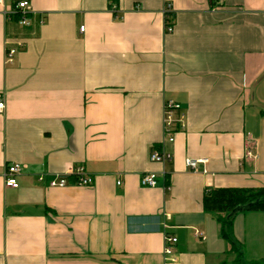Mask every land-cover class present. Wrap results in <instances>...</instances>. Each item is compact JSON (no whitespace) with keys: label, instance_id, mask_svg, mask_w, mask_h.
<instances>
[{"label":"crops","instance_id":"1","mask_svg":"<svg viewBox=\"0 0 264 264\" xmlns=\"http://www.w3.org/2000/svg\"><path fill=\"white\" fill-rule=\"evenodd\" d=\"M0 94V264H166V235L177 264L264 262V213L236 214L237 261L204 209L207 188H264V0H4ZM168 100L186 115L173 144ZM78 168L92 185L50 187Z\"/></svg>","mask_w":264,"mask_h":264},{"label":"built area","instance_id":"2","mask_svg":"<svg viewBox=\"0 0 264 264\" xmlns=\"http://www.w3.org/2000/svg\"><path fill=\"white\" fill-rule=\"evenodd\" d=\"M4 0H0L2 3ZM113 10H117V6H113ZM167 11H170V7H167ZM32 12V7L30 2L22 1L19 2L14 8L13 16L19 17V23L23 26H30L31 22L29 15ZM85 27H81V32H84ZM173 31L172 24L166 25V32L171 33ZM23 44H18L17 48H8L6 53V61L11 63L13 58L19 51V47H22ZM6 108V103L4 98L0 94V115L4 114ZM181 105L173 100L166 101L164 105V134L165 140L169 144H173L176 140V134L181 131L186 130V115L181 112ZM172 153L165 149H157L151 151L150 160L152 162L168 164L172 161ZM255 155L253 150L247 148L246 158H254ZM207 160H195L188 159L186 161V166L188 169L197 172L200 169V164H205ZM24 166L21 164H13L7 166L5 171L6 177V187L19 188L18 176L22 174ZM68 175L77 176V185L79 186H90L93 184L94 180L92 177L85 175L84 168H78L76 171L70 170L66 174H59L49 183L52 188H64L68 184ZM43 180V177L40 178V181ZM140 183L142 187L145 188H155L159 186L158 174L155 172H149L141 175ZM118 185H121V182H118ZM199 236V232L197 233ZM178 243V239L173 236L166 235L165 237V250L164 255L166 259V264H177V258L174 254V246Z\"/></svg>","mask_w":264,"mask_h":264},{"label":"trees","instance_id":"3","mask_svg":"<svg viewBox=\"0 0 264 264\" xmlns=\"http://www.w3.org/2000/svg\"><path fill=\"white\" fill-rule=\"evenodd\" d=\"M173 14H166V25L172 24ZM250 206L248 211L264 213V188H207L204 197V209L213 214L220 224V234L232 246V253L237 261L242 259V252L233 238L234 218L232 212L238 207ZM238 214V213H237ZM227 264V263H226ZM264 264V262L253 263Z\"/></svg>","mask_w":264,"mask_h":264},{"label":"water","instance_id":"4","mask_svg":"<svg viewBox=\"0 0 264 264\" xmlns=\"http://www.w3.org/2000/svg\"><path fill=\"white\" fill-rule=\"evenodd\" d=\"M249 207L250 206L238 207L232 212V215H235L240 212L248 211Z\"/></svg>","mask_w":264,"mask_h":264}]
</instances>
